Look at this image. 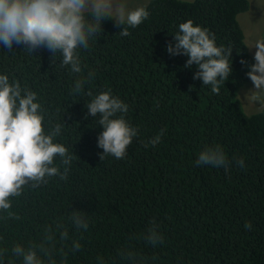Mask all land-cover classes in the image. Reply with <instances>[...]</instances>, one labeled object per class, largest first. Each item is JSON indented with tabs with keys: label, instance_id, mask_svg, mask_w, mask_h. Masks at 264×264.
I'll list each match as a JSON object with an SVG mask.
<instances>
[{
	"label": "trees",
	"instance_id": "16d2710c",
	"mask_svg": "<svg viewBox=\"0 0 264 264\" xmlns=\"http://www.w3.org/2000/svg\"><path fill=\"white\" fill-rule=\"evenodd\" d=\"M144 7L149 17L129 27V36L119 34L114 20L102 22V34L76 50L81 73L62 67L59 51L31 53L24 45L9 51L0 44V75L37 93L45 134L61 124L53 142L76 155L67 180L54 176L25 187L10 198L13 218L0 210V264H23L12 249L39 245L46 226L55 233L56 264H264V109L246 114L237 97L255 63L237 20L249 1L149 0ZM188 20L214 34L218 47L232 48V72L218 94L193 79L198 69L184 67L187 56L166 51ZM89 72L93 78L75 93V81ZM109 90L128 105L123 115L138 135L124 159L101 161L103 128L99 114L86 118L85 105ZM161 130L160 143L151 145ZM216 146L227 170L198 166L200 153ZM54 164L63 171L59 157ZM73 210L86 213V231L72 225ZM153 222L163 235L156 245L145 239ZM57 223L67 228V241H60ZM73 240L80 249L72 250ZM127 252L135 261L122 256Z\"/></svg>",
	"mask_w": 264,
	"mask_h": 264
},
{
	"label": "clouds",
	"instance_id": "9594fccd",
	"mask_svg": "<svg viewBox=\"0 0 264 264\" xmlns=\"http://www.w3.org/2000/svg\"><path fill=\"white\" fill-rule=\"evenodd\" d=\"M149 17L146 7L129 10L126 0H0V44L9 51L14 45H24L33 53L36 49L45 48L53 56L59 51L62 54L61 66H71L73 73H81V61L76 50L87 49L89 40L102 34V22L114 20L120 28L121 36H129V27L135 28ZM169 42L166 51L172 55H184L188 59L184 67H197L193 79H199L204 85H211L213 93H219L220 82L228 79L232 72L229 57L232 48L218 47L214 34L208 29L194 25L188 20L179 25V31ZM255 63L249 65L246 75L251 79L254 88L245 94L250 103L259 102V109H264V41H256ZM251 47V48H253ZM249 48V49H251ZM246 64L245 60L240 61ZM93 78L89 72L86 78L75 81L73 91L81 93L84 85ZM23 93V94H22ZM89 96L91 92L87 93ZM37 100V93L21 88L19 82L9 83L7 75H0V210L7 212L8 218L15 213L8 211L12 207V197L22 195L25 187L37 188L48 182V178L59 176L67 180L75 154L54 138L61 133V124L48 134L43 128V108ZM88 115L96 117L103 131L98 135L97 146L103 149L102 161L106 156L124 159L128 147L137 137L138 129L129 125L123 114L128 105L121 99L104 91L96 95L85 105ZM121 114L117 116V114ZM163 130L149 143L155 146L160 143ZM60 158L63 171L54 164ZM197 165L228 168L225 153L219 147H207L199 155ZM244 168L243 158L237 161ZM72 225L78 231H86L89 219L85 212L73 210L69 216ZM251 229V222L245 223ZM60 241H67L68 230L57 223ZM44 240L25 249L17 244L12 249L17 257L23 258V264H45L39 253L47 257V264H56V237L51 226H46ZM145 239L152 245L163 240L158 226L153 222L145 234ZM81 248L79 240H73L72 250ZM63 252V249H60ZM67 253H64L66 256ZM125 258L135 261L131 252L122 253Z\"/></svg>",
	"mask_w": 264,
	"mask_h": 264
},
{
	"label": "rangeland",
	"instance_id": "374dc122",
	"mask_svg": "<svg viewBox=\"0 0 264 264\" xmlns=\"http://www.w3.org/2000/svg\"><path fill=\"white\" fill-rule=\"evenodd\" d=\"M149 0H126L129 10L137 7H144ZM249 9L238 15L237 20L244 33L245 42L248 51L254 57L256 48L253 47L256 41H264V0H248ZM253 47V48H251ZM251 48V49H249ZM253 82H246L237 91V97L241 101L246 114L257 112L259 109V102L250 103L247 101L245 94L248 90L253 89Z\"/></svg>",
	"mask_w": 264,
	"mask_h": 264
}]
</instances>
